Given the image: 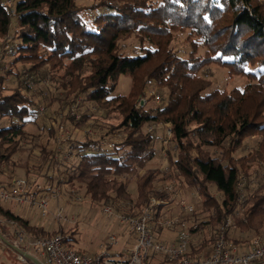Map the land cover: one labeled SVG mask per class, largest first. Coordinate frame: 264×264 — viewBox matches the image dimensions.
<instances>
[{"label": "trees", "instance_id": "16d2710c", "mask_svg": "<svg viewBox=\"0 0 264 264\" xmlns=\"http://www.w3.org/2000/svg\"><path fill=\"white\" fill-rule=\"evenodd\" d=\"M84 9L90 11L93 30L82 23ZM12 24L11 37L3 39L2 45L9 44L12 59L5 68L0 64L6 69L0 75V174L5 166H18L13 155L23 151V143L36 147L24 129L28 121L45 116L40 106L44 99L62 108L74 104L77 111L93 104L110 108L105 111L107 118L117 112L119 122L110 124L108 131L120 134L118 141L101 145L100 137L67 135L61 148L64 152L71 146V155L62 159L50 146L56 127L44 124L48 138L39 149L45 157V172L29 180L58 186H73L77 181L92 201L113 198L118 210L129 211L130 204L143 207L152 194L173 201L176 195L158 193L153 184L175 177L202 199L199 212L185 216L197 223L193 234L209 228L213 240L227 217L234 218L232 226L245 232L257 233L264 227V173L251 184L249 172L253 164L264 166V0H92L88 5L78 0H13L12 4L0 0V37L8 36ZM184 32L190 50L182 57L172 41L174 33ZM131 37L137 39L139 48L129 54L121 42ZM199 48H204L202 55ZM18 63L22 69L16 68ZM212 63L250 82L229 91L209 90L210 80L200 73ZM121 75H129L132 86L127 94L113 96ZM10 76L17 85L5 94L3 82ZM151 78L159 91L164 90L167 101L139 108V90ZM32 87L36 93L29 94ZM37 92L46 96L37 100ZM40 108L44 113L36 118ZM89 110L87 106L77 120L66 119L82 126L92 115ZM150 123L169 124L171 135L165 146L160 139L156 146L155 132L145 129ZM254 135L260 136L257 148L236 157L245 139ZM209 148L219 153L213 155ZM162 150L168 168H146ZM12 178H0V187ZM131 178L136 185L135 202L128 191ZM211 184L219 197L211 193ZM239 186L245 193L243 202L238 199ZM198 213L205 218L200 219ZM0 219L12 220L33 237L64 233L61 227L48 231L31 224L1 204ZM0 233L9 243L13 241L1 224Z\"/></svg>", "mask_w": 264, "mask_h": 264}, {"label": "rangeland", "instance_id": "374dc122", "mask_svg": "<svg viewBox=\"0 0 264 264\" xmlns=\"http://www.w3.org/2000/svg\"><path fill=\"white\" fill-rule=\"evenodd\" d=\"M158 2L159 0H154ZM13 2V0H12ZM83 5H88L92 3V0H78ZM82 23L86 29L93 30L94 24L91 21L90 11L84 9L82 11ZM13 30V24L10 27L8 36L0 37V47L3 45V39H9L11 37ZM174 46L179 48V54L184 57L190 50V47L186 41V32L184 33H174ZM121 44H125L124 48H122L125 52L132 54L138 51L139 44L136 38L131 37L130 39L121 42ZM204 52V48H199L198 54L202 55ZM4 56V57H3ZM12 59L7 52L3 53L2 57H0L1 67L7 65L8 61ZM0 67V75L4 74V70ZM17 69H22V65L18 63L16 65ZM247 70L254 71V68L251 66L246 67ZM143 74L140 73V76ZM202 78L205 80H210L211 86L210 89H218L220 91L236 88H243L246 83H249L250 80L243 75L231 74L229 69L226 66H222L216 63L210 64L207 68L200 73ZM144 79V78H143ZM142 79V81H143ZM16 80L13 76L5 79L3 82L4 90L3 93H10L11 89L15 87ZM38 85L36 84V87ZM132 86V79L129 75H121L118 80V84L113 92V96L117 95H125L129 92ZM34 87L30 88L29 94L36 93L33 90ZM24 92V89H22ZM46 91V90H44ZM140 94L136 101V106L141 107H157L166 103V94L163 91H159L157 82L155 79H146V82L142 85L139 90ZM38 93V92H37ZM39 96L35 99H41L45 95V93H38ZM44 94V95H43ZM158 94L160 96V100L155 99V95ZM46 96V95H45ZM77 105V103H76ZM40 106L45 109L44 117L38 118L36 121H28L25 125V131L28 137H32L35 141L36 147L32 148L30 144L23 143L24 147L23 151H19L13 155V159L17 162L18 166L10 167L5 166L3 168L2 173L0 174V178L2 181H8L10 178H34L38 179L37 175L40 177L44 174L46 165L43 163L45 157L40 153V146L42 145L48 138L47 127L44 126L54 124L57 130L62 126V130L59 133H65L66 135H70L72 138L77 137L79 139H84L86 136L90 138H98L102 139V141L108 142L109 140L118 141L120 138V134L118 133H109L108 129L110 124H117L119 122V118L117 112L110 113L108 118L105 116V111L110 110L99 108L96 105L84 104L77 111L74 104L69 105L68 107H60L56 102H51L49 99H44L43 103H40ZM90 109L92 115L88 117V120L82 125L77 126L74 125L73 122L68 121L67 117H75V119H79L81 112H83L86 108ZM89 112V113H90ZM57 118L58 121H53L51 119ZM44 126V127H42ZM52 126V125H51ZM166 126H169L168 123H150L146 126L147 131H154L158 140H156V146H160V140L166 138L167 135L165 133ZM53 135L50 139L51 147L56 149V135ZM102 135V136H101ZM160 139V140H159ZM260 140V136L254 135L245 139V146L243 150H239L236 157L246 155L251 150L257 148ZM110 141V142H113ZM161 145L162 142H161ZM49 146V144H48ZM65 147V146H64ZM64 147L61 152L63 153ZM210 152L213 155L219 153L218 149L209 148ZM62 158V157H61ZM62 162V161H60ZM25 164L28 166V171L25 172ZM40 165V167H39ZM146 168H168V159L166 158V152L160 151L152 160H150L146 166ZM145 169H142L138 172V175L141 176L144 173ZM251 178V184L257 183L261 176L264 173V166L260 164H253L249 169ZM29 174V175H28ZM27 175V176H26ZM28 179V178H27ZM31 180V179H30ZM179 180L175 177H171L170 179H157L153 187L157 191L159 187H166L167 184L174 185L177 187V191L179 192V196L176 197V201L179 197H183L188 204L194 206V210L199 212L201 208L202 199L197 194V191L193 188H188L182 183L178 184ZM215 186L210 185V191L216 197L218 193L215 191ZM61 193L58 198H50L48 200V214L43 217L39 213L38 210L32 209L29 215L30 218L34 221V223L41 225L48 231L57 230L61 227L64 230V235L68 234L71 238L70 242H68V246L72 247L76 251H80L82 253H87L90 255L99 254L101 252V245L105 244L108 241L109 236L115 235L118 240V245L108 249L109 253H116L122 249V245L127 241V239L131 236L130 230L127 225L121 222L116 213L118 212V202L115 199L111 198L110 200H101L98 202L92 201L89 196L85 193L84 186L77 181L74 185H70L69 183L60 184L59 186ZM128 191L131 194L132 200L135 202L136 200V185L134 180L130 179V185L128 186ZM152 194L151 196H153ZM113 199V201H111ZM169 199V197H167ZM174 199V200H175ZM126 203V202H124ZM0 204L12 208L15 210V207L18 206L11 202H1ZM109 205L114 210L112 215H108L103 212V207ZM62 209V216L65 219L60 221H55L51 213L57 212V210ZM139 208V207H138ZM19 209V208H18ZM23 213V210H22ZM200 219H204L202 213L197 214ZM34 218V219H33ZM234 219V218H233ZM232 219V220H233ZM234 222V221H233ZM233 224V223H232ZM228 235L230 239H233L237 242H243L244 245L250 242V240L255 236L259 235L264 237V227L257 233L253 231H242L238 227L231 226L228 230ZM173 236V233L169 230H163L161 233V237L163 239H169ZM195 240L198 243L207 242L211 240V229L205 228L201 230L197 234L194 235ZM204 249L201 251L203 254H207L210 251V247L204 245ZM161 258L159 254L153 257V260L150 258L147 259L145 264H154V262H158ZM27 263L32 264V262L26 257ZM0 264H22L16 258V251L10 249L6 244L0 243Z\"/></svg>", "mask_w": 264, "mask_h": 264}, {"label": "built area", "instance_id": "2783aa9c", "mask_svg": "<svg viewBox=\"0 0 264 264\" xmlns=\"http://www.w3.org/2000/svg\"><path fill=\"white\" fill-rule=\"evenodd\" d=\"M6 2L12 4V0ZM11 51L9 44L1 45L0 56ZM155 99L160 100V96L156 94ZM43 113V109L40 108L35 117H40ZM61 130L62 126L59 127L56 138V152L62 154V159H67L71 155L72 147H67L63 153L61 152V147L67 140L65 133H59ZM165 133L167 137L161 141L163 146L167 144L171 135L169 126H166ZM100 144L106 143L102 141ZM107 145L112 146L111 143ZM92 149L96 150L97 146H93ZM239 187L238 199L243 202L245 193L242 187ZM156 192L179 196L177 187L171 184L159 187ZM60 193L59 186L50 181L34 182L27 178H12L6 187H0V201L24 206L27 210L36 208L41 216L45 217L49 212L48 200L58 198ZM102 209L108 215L114 212L109 205ZM129 209L115 212L118 219L127 225L131 234L122 245V249L116 253L108 252V249L118 245L115 235L109 236L108 241L101 245L99 254L90 255L68 246L71 240L68 234L57 232L49 236L33 237L22 232L12 220L0 219V224L8 228L13 235L11 244L35 257L40 264H145L148 258L153 260L157 254L161 258L154 264H264V237L255 235L249 246L240 248L241 246L234 244L227 237L233 223L231 217H227L218 226L213 240L198 245L199 243L194 241L195 234L191 231L197 228V223L185 217L194 212V206L188 204L183 197L172 201L167 197L153 195L143 207L137 209L130 204ZM51 214L55 221L65 219L61 208ZM163 230H169L173 236L163 239L161 237ZM204 245L210 247L207 254L201 253ZM16 258L22 264L27 263L26 257L18 252Z\"/></svg>", "mask_w": 264, "mask_h": 264}, {"label": "crops", "instance_id": "0c3cea01", "mask_svg": "<svg viewBox=\"0 0 264 264\" xmlns=\"http://www.w3.org/2000/svg\"><path fill=\"white\" fill-rule=\"evenodd\" d=\"M16 205H17V204H16ZM4 207H5V206H4ZM6 208H8V207H6ZM18 208H19V209H18ZM9 209H10L11 211H13L14 213L19 214V215L22 216L23 218L29 220L31 224H34V225H37V226L42 227L41 225H38V224L34 223V221L32 220V218L29 217V215H30V213H31V210H32V209H36V208H31V209H28V210H27L24 206H20V205H18V206L15 207V210H13L12 208H9ZM22 210H23V213H22ZM36 210H37V209H36ZM33 219H34V218H33ZM42 228H44V227H42ZM44 229H45V228H44ZM52 231H54V230H52ZM127 240H128V239H127ZM247 246H249V242L246 243V245H242L240 248H242V247H247Z\"/></svg>", "mask_w": 264, "mask_h": 264}, {"label": "water", "instance_id": "95a60500", "mask_svg": "<svg viewBox=\"0 0 264 264\" xmlns=\"http://www.w3.org/2000/svg\"><path fill=\"white\" fill-rule=\"evenodd\" d=\"M0 240L10 246L11 249L15 250L16 252L22 254L23 256L27 257L30 261H32L34 264H40L39 260H37L35 257L30 255L29 253L22 251L21 249L17 248L13 244L9 243L6 238L0 233Z\"/></svg>", "mask_w": 264, "mask_h": 264}]
</instances>
